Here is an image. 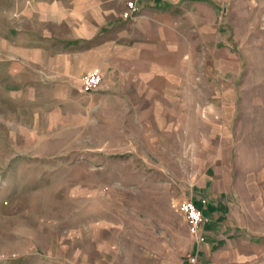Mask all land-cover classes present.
Masks as SVG:
<instances>
[{
  "label": "crops",
  "instance_id": "0c3cea01",
  "mask_svg": "<svg viewBox=\"0 0 264 264\" xmlns=\"http://www.w3.org/2000/svg\"><path fill=\"white\" fill-rule=\"evenodd\" d=\"M230 1L136 0L132 20L126 0H0L4 88L50 127L125 142L135 173H163L135 176L138 229H93L110 264H264V124L234 125ZM94 69L100 85L82 92ZM190 167L195 179L173 172ZM185 198L206 218L202 242L172 207Z\"/></svg>",
  "mask_w": 264,
  "mask_h": 264
},
{
  "label": "rangeland",
  "instance_id": "374dc122",
  "mask_svg": "<svg viewBox=\"0 0 264 264\" xmlns=\"http://www.w3.org/2000/svg\"><path fill=\"white\" fill-rule=\"evenodd\" d=\"M226 26L239 68L229 75L234 125L264 124V0H231ZM25 104L0 80V264H110L92 250L91 233L109 223L138 229L136 197L148 190L136 188L135 176L163 173H135L139 160L120 153L125 142H90L62 121L50 127ZM173 172L197 176L192 167Z\"/></svg>",
  "mask_w": 264,
  "mask_h": 264
},
{
  "label": "built area",
  "instance_id": "2783aa9c",
  "mask_svg": "<svg viewBox=\"0 0 264 264\" xmlns=\"http://www.w3.org/2000/svg\"><path fill=\"white\" fill-rule=\"evenodd\" d=\"M125 7V10L122 12L123 17L133 20L136 17V0H126ZM101 81L102 77L100 76V73L98 70L94 69L90 71L89 74L84 76L80 90L82 92L96 90ZM172 207L184 216L193 237L198 242H202L203 236H201L199 233V226L203 221L206 220V218L200 209L195 205L193 200L190 198H185L179 202H173ZM190 259L192 264H196L197 259H195L194 256H191Z\"/></svg>",
  "mask_w": 264,
  "mask_h": 264
}]
</instances>
